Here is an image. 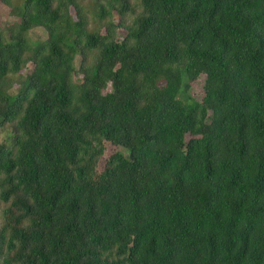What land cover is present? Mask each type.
<instances>
[{
	"label": "trees",
	"instance_id": "1",
	"mask_svg": "<svg viewBox=\"0 0 264 264\" xmlns=\"http://www.w3.org/2000/svg\"><path fill=\"white\" fill-rule=\"evenodd\" d=\"M0 4V264H264V0Z\"/></svg>",
	"mask_w": 264,
	"mask_h": 264
},
{
	"label": "rangeland",
	"instance_id": "2",
	"mask_svg": "<svg viewBox=\"0 0 264 264\" xmlns=\"http://www.w3.org/2000/svg\"><path fill=\"white\" fill-rule=\"evenodd\" d=\"M14 21V19L10 18L8 16V11L7 9L4 8V6H2L0 4V28H5L6 26H8L9 24H11ZM30 38L33 41H43L45 39V34L41 31H33L31 33ZM79 65V60L78 58L75 60V66ZM32 66L29 64L26 66L25 70H23L22 73L24 74H28L31 71ZM203 79H201L199 82H197L196 84H194L193 88H192V96L195 97L196 99L201 100L202 96H203ZM2 138V135H0V139ZM114 151V149L112 148H108L105 152V159L112 154V152Z\"/></svg>",
	"mask_w": 264,
	"mask_h": 264
}]
</instances>
